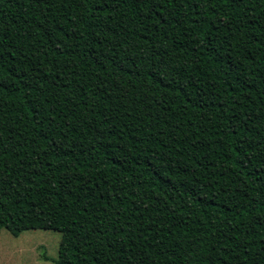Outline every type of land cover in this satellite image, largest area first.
Returning <instances> with one entry per match:
<instances>
[{"label": "trees", "instance_id": "trees-1", "mask_svg": "<svg viewBox=\"0 0 264 264\" xmlns=\"http://www.w3.org/2000/svg\"><path fill=\"white\" fill-rule=\"evenodd\" d=\"M2 230L264 264V0H0Z\"/></svg>", "mask_w": 264, "mask_h": 264}, {"label": "rangeland", "instance_id": "rangeland-1", "mask_svg": "<svg viewBox=\"0 0 264 264\" xmlns=\"http://www.w3.org/2000/svg\"><path fill=\"white\" fill-rule=\"evenodd\" d=\"M62 234L53 230H29L19 236L0 232V264H53L45 259L57 258Z\"/></svg>", "mask_w": 264, "mask_h": 264}]
</instances>
